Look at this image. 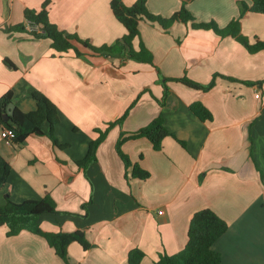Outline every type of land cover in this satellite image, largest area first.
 <instances>
[{"label":"crops","instance_id":"0c3cea01","mask_svg":"<svg viewBox=\"0 0 264 264\" xmlns=\"http://www.w3.org/2000/svg\"><path fill=\"white\" fill-rule=\"evenodd\" d=\"M43 1L0 0V97L11 90L14 104L30 111L36 107L32 92L44 93L57 106L55 134L63 147L47 135H30L14 147L1 135L0 124V155L11 164L0 205L6 193L16 202L49 193L58 210L78 214L40 216L43 230L85 231L91 247L69 244L70 264H131L134 248L145 253L138 264H155L160 254L185 246L194 212L211 208L228 223L213 245L222 264H264V49L250 53L232 36L195 28L192 21H175L165 29L141 20L133 47L144 43L154 56L150 64L118 53L93 54L80 44L82 55L73 49L59 53L49 38L5 30L24 20L25 8L40 9ZM253 1L147 0V7L170 17L184 6L194 22L224 27ZM48 11L59 29L95 46L111 45L126 33L110 0H50ZM240 26L250 42L264 40L263 12L247 10ZM157 69L168 78L186 76L200 83L216 74L215 83L202 90L171 79L161 105ZM196 101L211 111V119L191 111ZM129 107L122 125H114L98 146L97 160L79 166L75 161L86 156L99 134L96 127L106 128ZM158 115L172 134L160 150L146 137L121 146L132 165L150 173L134 177L116 141L121 129L137 131ZM6 231L0 226V264H66L41 235L23 230L8 236Z\"/></svg>","mask_w":264,"mask_h":264},{"label":"trees","instance_id":"16d2710c","mask_svg":"<svg viewBox=\"0 0 264 264\" xmlns=\"http://www.w3.org/2000/svg\"><path fill=\"white\" fill-rule=\"evenodd\" d=\"M50 0H44L40 9L25 8L24 20L20 23L7 25V32L19 31L27 32L34 38H49L51 46L56 52H67L71 49L77 55H82L77 44L87 48L93 54L112 55L118 53L127 57L154 64L153 53L140 43L138 49L133 47V41L139 37V23L141 20L158 23L167 29L175 21L189 22L195 28L212 29L220 36H232L241 43L250 53L264 49V40H258L255 43L250 42L247 36L241 33V17L247 10L263 12L264 0H254L251 6L243 5L239 17L232 19L226 26L220 27L214 21L194 22V16L184 6L172 14L170 17H162L151 13L147 7V0H136L133 4L127 5L123 0H110V8L114 16L123 24L126 33L115 43L111 45L95 46L88 39H83L77 34L59 29V27L50 21L48 6ZM4 63L13 68L14 64L8 58H4ZM159 83L163 86V96L159 99V104L163 105L169 93L167 82L171 79L180 81L185 85L202 90H209L215 83L216 74L208 83H200L186 76L168 78L163 76L157 69ZM226 77V76H225ZM232 79V77L227 76ZM32 96L36 107L30 111H23L17 105L9 119H4L3 114L6 111L8 103L13 102V92L8 90L0 97V124L2 129H10L13 132L12 143L14 147H19L30 135H47L54 146L63 147L55 134V126L59 123V113L57 106L41 91L34 90ZM134 102L131 104V106ZM130 106V107H131ZM130 107L126 112L115 121L107 123L106 128L96 127L98 136L93 139L87 151L86 156L75 161L79 166L86 167L97 160V148L107 136L108 131L116 124L120 126L128 115ZM191 111L201 120L212 118L211 111L200 101L190 104ZM48 124L47 131L43 129L44 124ZM167 135H172L164 125L162 115L155 117L150 123L134 132H126L121 129L120 135L116 141V151L123 160L126 167L132 166V176L145 179L150 173L143 169L139 164L132 165L129 156L122 150L121 146L128 139L146 137L149 139L156 150L162 148V141ZM183 143V142H182ZM184 144V143H183ZM11 173V164L0 155V187L3 186ZM54 212L68 216L78 214L60 211L57 209L56 202L47 193L40 199H26L16 202L11 199L9 193L5 194V203L0 205V226H6V234L14 236L23 230H28L39 234L46 239L48 244L54 248L56 254L63 259L66 264H70L68 255V246L72 242H78L84 249L91 247V243L86 237L83 229L74 231H46L40 226V216L43 213ZM80 215V214H79ZM228 223L211 208H202L192 215L188 227V239L185 246L174 254L162 253L155 264H222L221 254L213 248L215 241L227 230ZM145 253L134 248L129 252V262L138 264Z\"/></svg>","mask_w":264,"mask_h":264},{"label":"built area","instance_id":"2783aa9c","mask_svg":"<svg viewBox=\"0 0 264 264\" xmlns=\"http://www.w3.org/2000/svg\"><path fill=\"white\" fill-rule=\"evenodd\" d=\"M256 96L259 97V93H256ZM1 135L7 140L8 143H12L13 132L10 129H2Z\"/></svg>","mask_w":264,"mask_h":264},{"label":"water","instance_id":"95a60500","mask_svg":"<svg viewBox=\"0 0 264 264\" xmlns=\"http://www.w3.org/2000/svg\"><path fill=\"white\" fill-rule=\"evenodd\" d=\"M15 108V104L14 102H10L8 103L7 107H6V111L5 113L3 114L4 116V119H9V117L13 114V110Z\"/></svg>","mask_w":264,"mask_h":264},{"label":"rangeland","instance_id":"374dc122","mask_svg":"<svg viewBox=\"0 0 264 264\" xmlns=\"http://www.w3.org/2000/svg\"><path fill=\"white\" fill-rule=\"evenodd\" d=\"M17 148H19V147H17Z\"/></svg>","mask_w":264,"mask_h":264}]
</instances>
